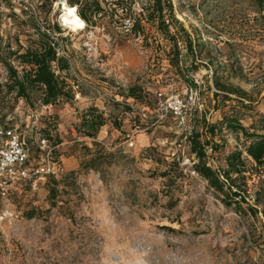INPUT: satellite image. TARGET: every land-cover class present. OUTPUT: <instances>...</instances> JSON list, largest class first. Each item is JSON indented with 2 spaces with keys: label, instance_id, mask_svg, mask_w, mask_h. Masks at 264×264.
<instances>
[{
  "label": "rangeland",
  "instance_id": "374dc122",
  "mask_svg": "<svg viewBox=\"0 0 264 264\" xmlns=\"http://www.w3.org/2000/svg\"><path fill=\"white\" fill-rule=\"evenodd\" d=\"M42 1L35 18L0 0V83L7 78L4 57L19 45L37 46L43 31L69 62L59 74L73 86L74 97L34 107L18 99L11 112L0 105V115L5 114L0 124L24 137L29 166L42 162L40 140L46 138L57 183L54 198L49 176L35 185L15 180L7 198L0 196V264H264V174L259 176L246 158L241 132L225 128L211 136L206 129L236 103H217L213 95L212 73H226L230 59L240 74L230 81L251 100L252 113L240 112L243 125L250 124L253 112L264 111V19L257 1L171 0L178 21L193 40L205 44L198 69L190 71L195 86L176 80L163 51L168 43L155 25L144 22L145 36H136L119 9L114 17H94L95 25L73 29L62 19L69 5L65 0ZM146 1L125 0L124 7L130 4L138 13ZM180 47L186 53L181 42ZM11 63L21 69L15 59ZM134 83L147 92L142 101L125 97ZM189 86L197 96L190 104L192 128L220 144L213 154L207 148L208 164L222 177L226 154L236 148L243 152L248 170L231 173L233 188H247L240 205L227 197L223 201V193L194 170V157L173 118L147 129L155 96L183 97ZM145 104L150 107L142 115ZM91 105L106 119L95 137L77 127ZM139 113L142 129L134 130ZM127 133H133L131 140ZM91 157L96 168L86 163ZM173 159L180 160L177 166ZM166 168L170 171L162 175Z\"/></svg>",
  "mask_w": 264,
  "mask_h": 264
},
{
  "label": "trees",
  "instance_id": "16d2710c",
  "mask_svg": "<svg viewBox=\"0 0 264 264\" xmlns=\"http://www.w3.org/2000/svg\"><path fill=\"white\" fill-rule=\"evenodd\" d=\"M65 1L69 5L76 7L78 15L87 25H95L94 17L108 14L114 17L117 15L116 13L119 9L125 12V16H122L123 20L127 19L129 21V31L136 36H145L143 32L145 30L144 22L155 25L156 29L163 35L165 41L168 43V48H166L167 46L164 44L163 51L169 54L168 63L175 69V74L177 75L176 80H181L193 86L196 85L190 71L198 69L199 63L196 61L200 59V53L205 44L202 43L199 45L193 40L188 31L178 21L174 14L171 0H147L145 5L141 6V10L138 13L133 12L131 7H129L130 4L128 7H124L126 4L125 0H112L110 4H108L106 0ZM256 1L259 6V12L264 19V0ZM42 4V0H36L35 5L37 12L39 11V6ZM20 9L22 10L24 8L20 7ZM132 13H134L133 16ZM55 29L59 31L60 28L55 26ZM37 40V46H25L22 49L19 45L16 49L10 50L7 57H4L7 78L5 82L0 83V105L7 107L9 112L14 109L18 99H22L27 105L34 107L36 103L40 105H52L60 100L68 101L74 97L73 86L59 74V71L69 69V62L64 56L57 53L55 46L58 45V43L51 40L49 35L43 31L38 33ZM52 42H54V45ZM180 42L184 45L186 53L181 52ZM187 55H189V62L186 59ZM204 55L207 61L213 63V58L209 53L205 52ZM12 59H15L21 65V69H18L11 63ZM230 60L231 64H229L226 73L221 75H218L216 71L212 73V81L216 89L213 91V95L217 103L221 100L224 102L234 100L236 103L229 104V107H231L229 112H224L219 121L208 124L206 129L211 136H214L225 128L234 132H241L246 139L243 150L246 158L252 161V166L257 169L260 176L264 174V111L253 112V114L250 115V124L248 126L243 125L240 112L241 109H250L252 113L250 108L251 100L246 90L240 86L234 85L230 81L232 77L240 75L238 74L239 72L236 66L238 63L235 62L234 59ZM189 89H191V86H189ZM146 94L147 92L142 85L134 83L127 88L125 97H132L142 101L146 97ZM183 97L185 98V96ZM246 100L249 102H245ZM156 102L157 96H155L153 101L152 114H148V116L153 118L150 126L147 127L148 131L162 123L168 117L173 118L177 125V118L171 112H169L165 118L155 120L154 113ZM144 107L146 110H141L142 115L145 114L143 111H148L147 109H149L150 104ZM185 111L186 124L184 128L177 125L179 129L177 133L180 139L183 138L188 143L190 155L192 158L194 157V170L201 175L211 187L223 193V201L228 200L229 203L232 201L237 205H240L241 202H246L244 192H247V188L241 189L238 186L233 188L236 184L235 179L231 176V173L245 175L248 170L245 158L242 157L243 152L236 148L226 154V169L222 170L223 178L220 177L217 170L212 168L207 161V148H209L211 150L210 153L213 154L219 151L220 144L209 139H202V132L197 128H192L190 121L192 106H190L189 103H186ZM140 113L138 114V121L135 122V124L141 123ZM3 117H5V114L0 115V119ZM105 121L106 119L103 113L96 106L91 105L82 113L81 121L77 127L82 135L95 137L99 128L105 124ZM40 131H45L46 137H49L46 128H41ZM20 137L22 143L28 150L24 137H22L21 134ZM2 143L3 138L0 136V146ZM94 159L95 157H91L86 163L96 168V164H90ZM179 161V159H173L172 163L177 166ZM27 163L29 164V153ZM168 171H170V169L166 168V170L162 172V175H167ZM249 171H253V169ZM47 176H49L50 183L52 180L54 181V184L51 183L49 186L50 198H54V194L57 190V183L53 173ZM20 179L25 182H30L24 178ZM238 196L239 198L237 199L236 197ZM248 207L253 213H256V208L249 205ZM33 215L34 210H29L27 216L32 217Z\"/></svg>",
  "mask_w": 264,
  "mask_h": 264
},
{
  "label": "built area",
  "instance_id": "2783aa9c",
  "mask_svg": "<svg viewBox=\"0 0 264 264\" xmlns=\"http://www.w3.org/2000/svg\"><path fill=\"white\" fill-rule=\"evenodd\" d=\"M19 9L23 7L33 16H37L36 5L31 0H10ZM129 22V21H128ZM48 32V29H46ZM54 41V40H53ZM55 42V41H54ZM54 42L52 44L54 45ZM57 53L60 55V48L55 46ZM196 91L190 89L186 92L185 98L178 95L163 97L158 93L155 106V120L165 118L171 112L176 118L178 125L184 128L186 124V103H194L196 100ZM141 125L135 124L134 130H140ZM0 136L5 140L0 146V196L7 198L9 189L15 180L24 178L30 183L36 184L37 180L44 179L45 176L55 171V166L50 160L51 148L46 143L45 138H41L42 147L45 149V156L41 163L35 167L29 166L28 150L21 141L20 132L14 127H7L0 124ZM133 133H127V138L131 140Z\"/></svg>",
  "mask_w": 264,
  "mask_h": 264
},
{
  "label": "bare ground",
  "instance_id": "6f19581e",
  "mask_svg": "<svg viewBox=\"0 0 264 264\" xmlns=\"http://www.w3.org/2000/svg\"><path fill=\"white\" fill-rule=\"evenodd\" d=\"M65 9L64 18H62L65 24L73 29L84 28L85 21L78 15L76 7L65 3Z\"/></svg>",
  "mask_w": 264,
  "mask_h": 264
}]
</instances>
